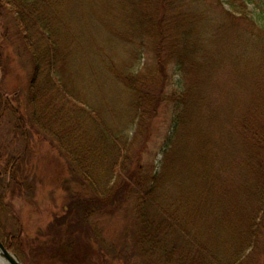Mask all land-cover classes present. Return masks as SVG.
<instances>
[{
  "label": "trees",
  "instance_id": "1",
  "mask_svg": "<svg viewBox=\"0 0 264 264\" xmlns=\"http://www.w3.org/2000/svg\"><path fill=\"white\" fill-rule=\"evenodd\" d=\"M214 3L211 4L221 8L218 20L213 15L216 7L206 0H110L109 11L113 15L104 24L112 19L118 26L107 24L109 33L104 37L109 46L102 48L93 39L84 46L71 39L69 45L63 44L60 39L63 20L59 12L61 6H66L64 0H0V27L5 14L14 15L33 64L29 89L33 106L30 120L40 133L47 134L70 156L75 168L88 177L92 185L102 187L97 198L88 200L87 216L99 213L111 200L117 201L133 185H145L136 172L126 175L123 170L131 146L127 130L130 125L136 128L140 125L143 112L152 119L157 104L152 105L153 95L144 94V85L132 64L122 69L112 63L109 57L118 44L128 45L134 58L150 47L155 59L164 66L162 72L166 73V64L176 62L182 80L190 70L208 63L209 58V62L213 58L216 66L221 63L231 67L236 82L230 91H237L231 105L211 102L207 82L197 85L196 90L187 87L178 95L174 133L165 153H169L173 144H179V158L189 140L194 141L192 153L200 163L195 168V192L198 193L193 198V209L201 208V212H206L203 205L208 208L216 222V226H212L216 227L213 233L216 239L228 232L230 220L225 219V213L234 205L228 180L221 170L228 172L236 158L248 159L252 171L259 176L258 184L244 187L243 197H255L264 208V83L262 85L258 77L264 68V0H214ZM79 4L80 0H72L70 7L76 10ZM66 28L65 32L70 29ZM81 37L85 38L83 33ZM212 44L219 45L214 52ZM2 58L0 43V62ZM83 64L100 75L102 86L108 85L105 78H111L112 73L113 79L131 94L132 108H128L125 128L109 127L105 117L93 110L90 99L75 95V84L67 80V74L71 70L75 76V71L79 72ZM7 116L13 117L17 128L26 129V113L0 90V124ZM226 122L233 126L232 130L224 128ZM143 124L140 127H145ZM220 124L224 129L222 135L212 130ZM132 137H137L136 130ZM146 137L148 139L149 134ZM5 156V147L0 143V163ZM16 163L17 158L13 157V164ZM6 165L9 164L6 162ZM160 174L152 176L151 185L141 196L143 208L152 207L160 216L156 223V220L150 221L146 211L141 215V255L161 263L232 264L230 260L225 262L218 258V253L217 256L209 255L202 247L190 242L187 231L163 212L166 202L172 200L175 203V198H169L168 194H160V199L158 195L154 196ZM3 197L0 192V210ZM248 219L255 227L257 215L252 214ZM76 228L74 226L72 232L77 231ZM4 242L7 248H13L8 240L4 239ZM240 251L237 255L242 253Z\"/></svg>",
  "mask_w": 264,
  "mask_h": 264
},
{
  "label": "rangeland",
  "instance_id": "2",
  "mask_svg": "<svg viewBox=\"0 0 264 264\" xmlns=\"http://www.w3.org/2000/svg\"><path fill=\"white\" fill-rule=\"evenodd\" d=\"M206 1L209 5L214 3V0ZM70 2L72 0H64L67 7L61 6L59 12L63 20L60 35L63 44L69 45L73 41L77 45L82 42L81 46H84L93 39L97 46H109L104 37L105 33H109L107 27L118 26L112 19L104 24L113 15L109 11L110 0H80L76 10L70 7ZM214 5L212 7H216ZM225 7L228 8V5ZM250 9L256 12L253 5ZM215 10L213 15L218 20L221 8L216 7ZM65 27L70 29L66 28L65 32ZM19 32L14 15L5 14L0 27L3 50L0 90L27 116L26 129L17 128L12 116H7L0 124V143L6 152L0 163V192L4 194L0 210V239L4 244L5 239L13 245V248H8L11 252L25 264H175V261L161 263L148 259L140 251L142 213L146 211L151 222L160 221L154 208H143L141 196L151 185L153 177L161 172L153 194L155 197L158 195V199L163 194L175 198V203L171 199L166 202L163 212H167L168 217L171 215L173 222L187 231L190 242L202 247L209 255L217 256L215 254L218 253L217 257L225 262L264 264V208L259 206L255 197L247 199L242 195L245 186L253 187L259 179L248 159L236 158L228 172L221 170L222 176L225 175V180H228L234 205L231 211L224 210L227 212L225 219L228 217L230 220V224L227 222L230 226L227 227L228 232L216 239L213 234L216 227H212L216 226V222L209 215L208 208L203 205L206 212H201V208L193 209V198L198 193L195 192V168L200 163L192 153L194 141L189 140L179 158V144H173L169 153H165L174 133L178 112L176 98L182 90L187 87L196 90L197 85L207 82L211 102L220 106L234 102L237 91L231 93L230 89L235 86L236 76L229 65L219 63L216 66L213 58L210 62L209 58L208 63L197 70H190L182 80L176 62L166 64V73L162 72L164 66L155 59L150 47L134 58L128 45L116 46L117 52L113 51L114 54L109 57L112 63L122 69L132 64V69L142 80L144 94L153 95L155 100L152 105L157 104L152 119L143 112L140 125L137 128L130 125L127 130L131 146L128 158L124 160V173L136 172L146 186L133 185L117 201L111 200L99 213L87 216L88 200L97 198L102 187L100 184L92 185L88 177L75 168L70 156L47 134L40 133L30 120L33 106L29 89L33 64ZM82 33L85 36L83 39ZM211 47L214 52L219 45L212 44ZM70 71L67 80L75 84V95L84 100L90 99L93 110L105 117L109 127L125 128L128 108H132L131 94L113 79V74L109 75L111 78H105L108 85L102 86L100 75L85 64L81 65L79 72L75 71V76ZM260 71L259 82L263 85L264 68ZM142 122L145 127H140ZM226 123L224 128L232 130L233 126ZM135 130L137 137L134 138ZM212 130L222 135L223 125L212 127ZM216 150L220 151L217 147ZM13 157L17 158L15 165ZM178 205L187 208H179ZM252 214L257 215L255 227L248 219ZM74 226L77 231L72 232ZM249 235L252 238L249 239ZM238 250L242 252L240 255H237Z\"/></svg>",
  "mask_w": 264,
  "mask_h": 264
},
{
  "label": "water",
  "instance_id": "3",
  "mask_svg": "<svg viewBox=\"0 0 264 264\" xmlns=\"http://www.w3.org/2000/svg\"><path fill=\"white\" fill-rule=\"evenodd\" d=\"M0 251L2 253V255L4 257H6L10 262L11 264H25L24 262H22L18 256L11 252L6 246L5 244L2 242V240L0 239Z\"/></svg>",
  "mask_w": 264,
  "mask_h": 264
},
{
  "label": "bare ground",
  "instance_id": "4",
  "mask_svg": "<svg viewBox=\"0 0 264 264\" xmlns=\"http://www.w3.org/2000/svg\"><path fill=\"white\" fill-rule=\"evenodd\" d=\"M0 264H11V262L2 255L1 251H0Z\"/></svg>",
  "mask_w": 264,
  "mask_h": 264
}]
</instances>
